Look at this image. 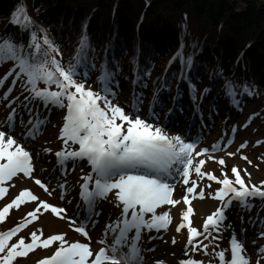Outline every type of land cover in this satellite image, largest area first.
I'll use <instances>...</instances> for the list:
<instances>
[{"label":"snow or ice","instance_id":"obj_1","mask_svg":"<svg viewBox=\"0 0 264 264\" xmlns=\"http://www.w3.org/2000/svg\"><path fill=\"white\" fill-rule=\"evenodd\" d=\"M10 23L21 32L27 33L28 42L25 46L23 40L17 43L10 37L7 39L0 37V65L6 61L13 62V66L0 76V88L4 87L8 77H12L11 84L3 93V98L7 100L5 107L11 111L4 124H0V198L8 192L6 182L12 181L19 174H23L24 177L33 176L34 150L31 149L30 142L34 141L49 123L47 115L39 114L40 106L49 113L52 108L65 110L57 137L62 146L54 153L57 164L54 171L58 170L62 175H66L69 164L74 170L80 162H86L89 171L80 178L83 182L79 183L77 208L71 216L67 215V208L39 200L26 188L20 190L10 203L0 209V222H3L10 209L14 207L18 209L29 201H37L34 209L27 212L20 223L0 232V264H14L18 257H26L38 247L46 249L53 242H58L53 254L41 259L38 264H147L142 253L154 251V247L143 249L140 246L142 233L153 230L159 233L168 229L172 219L170 212L165 210L158 213L157 209L164 205L180 203L179 200L173 199L175 185L181 181L183 185H189L193 171L200 179L207 177L209 181H215L219 185L210 195L212 199L219 200L220 205L207 215L202 231L192 226L190 216L194 209L191 206L182 213V222L177 225L176 231L187 227L188 240L184 255H188V245L192 246L193 251L197 250L199 245L207 255L209 244H212V255L218 257L219 264H249L244 248L245 229L240 228L241 235L238 238L231 223L225 224L226 212L233 206V202L242 211H251L255 206L253 201L256 199L264 203V181H261L260 185L251 184V173L246 169L238 170L236 166L231 169L234 178H229L223 172L221 177H217L211 172L202 171L205 160L200 159L194 163L195 158L219 151L221 142L214 143L211 149L202 148L196 151L201 137L192 139L189 136L186 139L179 134H169L166 131L167 124L160 122V112L163 111L164 104L159 98V93L161 90L170 91L173 80L177 81L173 101L183 98L184 90L181 83L185 84L192 107L201 121L203 120L200 104L210 89L204 88L198 98L196 83L189 76L194 64L193 56H184L183 39L181 38L177 52L165 69L161 89L153 94L147 118H142L143 90L147 88V79L151 76V65L141 71L136 61L132 62L135 87L131 103L122 107L113 103L120 87L119 80L116 79L120 71L118 63L114 62L109 67L105 58L100 65L96 78L99 91H94L88 83L90 72L97 69L95 63H89L87 59L89 43L86 34L81 37L74 56L65 64L62 62L60 46L49 37L46 29L35 25L26 14L23 5L18 6L13 12ZM177 60L180 67L179 76L172 73V76L168 77L169 68ZM17 82L20 92L9 100L8 97L11 96ZM137 88L140 90L137 91ZM255 88L254 84L249 85L247 81L225 79L223 94L234 107L240 109L243 97H251ZM173 107L177 111H183V108L175 103ZM125 108L128 109L127 112ZM212 111H215V105ZM172 113L173 109H169L166 115ZM25 114L28 116L27 123L24 119ZM17 119L22 127L20 133L15 131ZM251 119L252 117H249V120ZM232 131L234 134L235 126ZM231 143L232 138H229L224 147ZM246 144L247 142L240 147L244 148ZM43 153H52V149L45 147ZM39 156L40 153H35L36 158ZM214 158L209 155V159ZM218 163L224 165L225 161L220 158ZM81 171L83 172V169ZM241 171L248 177L249 183H246ZM35 183L49 195L52 194L47 186L48 181L35 179ZM67 186V181L59 185L61 200L65 199ZM196 188L195 180L191 181V186L186 187L183 196L186 205L191 203L190 195L193 199L205 198L203 188L198 192ZM110 194L116 206L120 208V216L105 224L103 236L97 241L103 246L94 250L90 247L88 225L95 226L97 221L93 217L99 216L97 205L107 200ZM47 210L60 219H66L69 226L87 242L70 241L65 238V233L42 238V233L33 231L28 240L18 236V233L38 219V213ZM248 222L252 223L251 218ZM241 223L243 224V217ZM261 224L264 227V221ZM229 229L232 231L226 238L223 233ZM109 235L112 236L111 244L107 243ZM259 235L264 236V231ZM14 237L15 242H12ZM198 237L201 239L197 240ZM156 238L162 239L149 236V240ZM222 239H227L228 248L219 249L218 241ZM203 240H208L209 243L205 244ZM175 242L173 237L172 243ZM261 251H264V248ZM229 252L230 258H226V253ZM155 264L167 262L157 260ZM178 264L202 262L189 258L180 259Z\"/></svg>","mask_w":264,"mask_h":264},{"label":"trees","instance_id":"obj_2","mask_svg":"<svg viewBox=\"0 0 264 264\" xmlns=\"http://www.w3.org/2000/svg\"><path fill=\"white\" fill-rule=\"evenodd\" d=\"M20 5L60 46L65 64L86 34L87 59L96 69L105 58L109 67L123 62L131 78L136 61L141 71L157 69L153 81L159 85L182 38L196 85L219 90L225 79L247 81L264 109V0H0V37L27 46V33L10 23ZM179 68L177 60L168 77ZM5 225L6 219L0 230Z\"/></svg>","mask_w":264,"mask_h":264},{"label":"rangeland","instance_id":"obj_3","mask_svg":"<svg viewBox=\"0 0 264 264\" xmlns=\"http://www.w3.org/2000/svg\"><path fill=\"white\" fill-rule=\"evenodd\" d=\"M240 8V6H238ZM238 9V8H237ZM9 66L0 65V76H3L9 70ZM154 74V70H151V75ZM90 77L92 74L90 73ZM93 81V78H90ZM119 80V78L116 77ZM12 77H8V80L5 82L4 87L0 88V124H4L7 119L10 108L5 107L7 104V100L3 98V93L7 90L8 85L11 84ZM119 90L117 91V97L113 100V103L119 104L124 107L126 104H130L132 100V91L134 86H129L125 82L119 80ZM95 89L97 87H94ZM98 89V88H97ZM96 89V90H97ZM140 89L137 88V91ZM99 91V89H98ZM144 91V100L142 106V118H147L148 116V106L152 101L153 94L157 92V90L147 82V88ZM201 88L197 90V96L199 98ZM20 92L19 82L15 89L13 90L11 96L8 99H12L13 96L18 95ZM26 94V93H25ZM175 92L171 95L168 92L163 90L159 93V98L164 104L163 111L160 112V122L161 124H167L172 122L171 119H176L177 117L169 118L170 115H166L169 109H174V103L179 107L183 108L184 115L187 114L186 109L189 106V95L188 93L183 95V98L177 101H173L172 97L175 96ZM260 99H249L246 101L242 108L237 109L232 104H230L226 100H222L218 97L215 92H210L204 97L203 103L200 104L201 111L204 112L203 119L204 121L203 127L200 124H197L195 127V131L189 132V128L186 121H174V127L177 130L171 129V127H166V131L169 134H179L186 139L190 136L192 139H196L197 137H201V142L197 145L196 151H200L202 148H209L218 142L222 141L221 148L219 151L210 152L209 154H205L202 156H198L195 158V162H198L200 159L205 160V164L202 166V171L211 172L215 174L217 177H221V173H226L229 178H234L231 172L233 166H236L238 170L246 169L248 173H251V184L260 185L261 181H264V162H262V157H264V110L260 108ZM37 105H39L37 103ZM215 105V111H212V107ZM16 105H13L15 107ZM53 112H51V118L49 123L45 128L42 129L40 134L34 141L30 142L31 149L34 150V163H35V171L33 172L32 177H24L23 174H19L17 177H14L12 181L6 182L5 186L8 188L7 194L0 201V209H2L6 204L10 203L11 200L19 193L20 190L29 189L32 191L34 195H36L39 200H45L51 204L56 206H61L67 208V215L71 216L74 211H76L77 203H78V188L79 182L77 181L81 175L85 174L86 164L81 166L80 162L78 166L72 170L71 164L68 165V171L66 175H62L58 170V172H54L53 170L56 167V158L55 151L59 150L62 146V142L57 139L59 128L62 126L63 117L65 115L64 109H55L52 108ZM127 108L125 111L127 112ZM42 111V116L47 115V112L44 110L42 106L39 107V112ZM176 113V111H173ZM219 115L217 120L215 121L214 117ZM175 115V114H174ZM48 116V115H47ZM211 117L213 123L216 122V126L213 128L212 124L207 122V120ZM249 117H252L249 120ZM186 120V117H183ZM25 119V117H24ZM18 122V119H17ZM27 123V120L25 121ZM247 125L246 127L244 125ZM233 126L236 127V131L233 134ZM6 127V125H5ZM173 127V126H172ZM213 129V130H212ZM16 133H20L22 131L21 126L18 124L16 129ZM203 132V133H199ZM203 134V135H202ZM202 135V136H200ZM231 136H234L232 143L227 145V142ZM259 141L260 143H257ZM247 142L244 148H241L240 145ZM48 147L52 149V153L44 154L43 148ZM35 153H40L39 158L35 157ZM228 153H233L234 155H228ZM209 155L215 157L214 159H209ZM242 157H246L247 159H242ZM223 158L225 161L224 165H220L218 160ZM251 161V163H249ZM83 169V172L81 171ZM242 177L245 178L246 183H249L248 177L245 176L244 172L241 171ZM35 179H40L41 181H48V188L51 191V195L44 191L39 185L35 183ZM195 180L197 182L196 192H198L201 188L204 190V199L192 198L190 195V205H186L183 202V196L186 192V187L191 186V181ZM67 181V189L65 199L61 200L60 192L61 189L59 187L60 184ZM208 185H211L208 187ZM219 187V185L215 181H209L207 177L200 179L196 176L193 171L190 176L189 185H183L182 181L178 182L175 185V189L173 192V199L179 200L180 203L176 205H164L161 208L157 209V212L160 213L162 211H169L171 215V223L168 229L161 230L157 233L155 230L148 232L144 231L141 237V247L143 249H152L154 247V251H144L143 257L147 264H155L157 260H164L167 264H178L180 259H194L199 260L202 264H219L218 257L212 255L213 246L209 244L208 254L206 255L202 247L197 246V250L193 251L192 246H187L188 255L185 256V246L187 245L188 240V232L187 227L182 228L179 232L176 231V227L178 224L182 222V213L187 210L188 206H191L194 209L193 214L190 216L192 221V226L196 227L198 230L202 231V226L207 215L211 214L216 210V208L220 205L219 200H215L211 198L212 193ZM71 203H68V201ZM255 206L251 209V211H246L248 215L244 217H251L252 223L251 227H255V231L253 234L246 233V240L244 242L245 255L249 259V264H264V251H261L264 248V236H260L259 233L264 231V227H262L261 222L264 221V203H262L259 199L253 201ZM37 201H29L23 205H21L18 209L12 208L9 210L8 218L12 222H17V220H22V218L26 215L27 212L32 211L36 206ZM252 210H255L253 213ZM99 216L95 217L97 223L95 226L90 225L91 230V242L90 247L94 250H98L103 245L98 243L103 236L104 226L110 220L114 221L120 216V208H118L115 204V201L112 199L111 194L107 200H103L100 202V206L98 208ZM242 211L238 208L235 202H233V206L229 208L226 212L227 220L225 224L233 223L232 216L237 213L240 214L238 219L240 220L243 216ZM33 231H38L42 233V238H46L49 235L54 234H66V239L70 241L79 240L81 242H87L84 237L76 233L72 227L69 226V222L66 219H60L51 213L50 210L42 211L38 213V219L33 221L32 224L23 229L18 236L25 237L26 240L29 239L30 233ZM232 229H229L225 232L224 237L230 236ZM215 234V233H214ZM237 235H239L237 233ZM149 236L153 237H162L149 240ZM173 237L175 238V244L172 243ZM239 237V236H237ZM16 237L13 238V242ZM201 238H197L199 240ZM255 242V243H254ZM107 243H112V236L109 235L107 239ZM203 243L208 244V240H203ZM219 249L228 248L227 239H222L218 241ZM58 242H53L51 246L48 248L38 247L34 251L30 252L26 257L22 260L27 261L29 263L39 262L41 259L49 257L55 251ZM217 249V250H219ZM127 249H125L126 251ZM181 257L179 258V255ZM172 258L173 261L171 263L168 262V258ZM226 258H230V252L226 253Z\"/></svg>","mask_w":264,"mask_h":264},{"label":"bare ground","instance_id":"obj_4","mask_svg":"<svg viewBox=\"0 0 264 264\" xmlns=\"http://www.w3.org/2000/svg\"><path fill=\"white\" fill-rule=\"evenodd\" d=\"M139 23H140V21H137V22H136V24H135V25H136V29H137ZM180 257H181V254L179 255V258H180ZM172 261H173V259H172L171 257L168 258V262H169V263H171Z\"/></svg>","mask_w":264,"mask_h":264}]
</instances>
